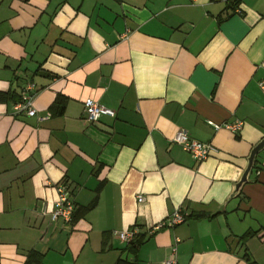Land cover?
<instances>
[{"label":"crops","instance_id":"1","mask_svg":"<svg viewBox=\"0 0 264 264\" xmlns=\"http://www.w3.org/2000/svg\"><path fill=\"white\" fill-rule=\"evenodd\" d=\"M263 80L264 0H0V264H161L173 247L176 264H264V150L224 204L264 138ZM28 86L32 117L13 110ZM87 98L115 115L87 121ZM177 131L214 151L196 161ZM61 185L69 223L50 217Z\"/></svg>","mask_w":264,"mask_h":264},{"label":"built area","instance_id":"2","mask_svg":"<svg viewBox=\"0 0 264 264\" xmlns=\"http://www.w3.org/2000/svg\"><path fill=\"white\" fill-rule=\"evenodd\" d=\"M259 89L264 94V80L259 83ZM32 86H28L26 91L22 93L21 99L18 103L13 105L14 111H24L26 115L32 117L35 116V109L32 105L33 95L30 94L29 91H32ZM83 114L87 121L91 123H95L99 120L102 115L113 117L115 115L114 111L108 109L98 102L87 98L83 101ZM40 121L44 120L43 117L39 118ZM214 130H218L220 128H225L232 133L237 132L241 126V121H235L234 123H223V124H214L212 122H208ZM175 145L179 146L183 151L189 153L196 161H204L209 156L210 152L214 151V148L209 143H202L191 139L188 134L184 131H177L171 141ZM143 198L141 196L137 197V201L141 202ZM74 212V204L69 197V194L64 186L57 187V199L54 203L53 210L50 213V217L52 221L62 220L65 223H69L72 219V215ZM184 222V217L177 211L172 215L167 217L163 222L157 225L156 229L164 228V227H173L174 225L180 224ZM134 230L128 231H120L115 232L114 235L118 237V239L126 244H129L134 236ZM171 257L161 264H176L175 255L176 248L173 247L171 249Z\"/></svg>","mask_w":264,"mask_h":264},{"label":"water","instance_id":"3","mask_svg":"<svg viewBox=\"0 0 264 264\" xmlns=\"http://www.w3.org/2000/svg\"><path fill=\"white\" fill-rule=\"evenodd\" d=\"M263 150H264V138L252 149V151H251V153L247 159V166H246V169L244 170L242 177L234 185L233 190L231 191L230 195L225 200L224 204H226L227 202H229L233 198L241 197V195H240L241 187L244 184L249 182L248 177H249V174L252 170L255 157L257 156L258 153H260Z\"/></svg>","mask_w":264,"mask_h":264},{"label":"trees","instance_id":"4","mask_svg":"<svg viewBox=\"0 0 264 264\" xmlns=\"http://www.w3.org/2000/svg\"><path fill=\"white\" fill-rule=\"evenodd\" d=\"M5 99V96L4 95H0V100H3ZM192 218H199V215H193L191 216ZM189 218V217H185V220ZM74 219V212H73V215H72V219L71 221ZM142 242V237L141 236H137L135 235L133 240L129 243V245H133V244H136L137 243V246L140 245ZM25 264H43L42 263V257L39 253L35 252V251H32L28 254V257H27V260H26V263Z\"/></svg>","mask_w":264,"mask_h":264}]
</instances>
